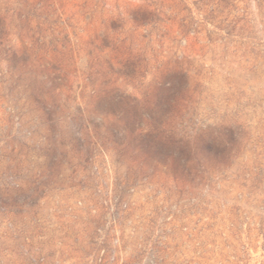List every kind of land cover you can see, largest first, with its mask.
<instances>
[{
  "label": "rangeland",
  "instance_id": "1",
  "mask_svg": "<svg viewBox=\"0 0 264 264\" xmlns=\"http://www.w3.org/2000/svg\"><path fill=\"white\" fill-rule=\"evenodd\" d=\"M0 264H264V0H0Z\"/></svg>",
  "mask_w": 264,
  "mask_h": 264
}]
</instances>
